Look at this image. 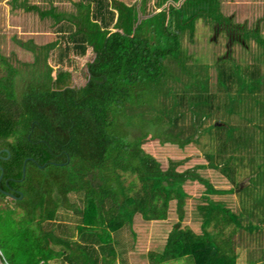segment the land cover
I'll use <instances>...</instances> for the list:
<instances>
[{
	"label": "trees",
	"instance_id": "trees-1",
	"mask_svg": "<svg viewBox=\"0 0 264 264\" xmlns=\"http://www.w3.org/2000/svg\"><path fill=\"white\" fill-rule=\"evenodd\" d=\"M10 1L24 11L37 9L25 0ZM160 1L148 11L142 0L137 8L135 2L121 0H77L74 13L66 16L52 8L38 11L57 24L56 38L39 45L12 36L18 46L34 53L31 61L22 62L23 72L0 53L7 69L0 77L2 264H122L135 239L133 215L147 221L165 219L170 200L176 221L159 251L147 252L150 264L180 259L185 264H236L235 246L243 233L264 231V220L253 225L243 211L207 196L196 207L199 231L181 226V183L196 174L174 171L172 161L161 167L141 146L156 140L182 148L202 128L210 146L203 155L232 188L238 187L234 173L259 167L250 153L259 138L252 140V134L231 125L229 117L241 114L236 102L244 90L245 99L253 97L245 111L251 102L259 106L264 64H254L244 76L246 82H241L237 67L226 62L212 74L206 70L191 76L178 54L179 32L191 30L199 12H215V1L182 0L177 7L169 2L165 10L154 11L166 0ZM171 21L178 34L169 28ZM69 54L80 61L77 68L70 66ZM51 56L55 61H48ZM15 79L21 80L19 85ZM160 81L179 93L160 95L157 90L160 98L153 103L146 89L156 90ZM209 117L214 123L202 127ZM165 120L174 129L152 133L146 127ZM260 146L264 149V142ZM260 159L264 162V154ZM202 182L208 194L224 192ZM67 213L74 216L71 226L59 219ZM123 232L129 234L128 247Z\"/></svg>",
	"mask_w": 264,
	"mask_h": 264
},
{
	"label": "rangeland",
	"instance_id": "rangeland-1",
	"mask_svg": "<svg viewBox=\"0 0 264 264\" xmlns=\"http://www.w3.org/2000/svg\"><path fill=\"white\" fill-rule=\"evenodd\" d=\"M16 1L22 2L20 0ZM75 1L77 0H25L24 3L35 5L37 9L24 11L21 6L13 7L10 0H0V53L5 54L11 64H14L18 70L23 72L26 66L22 62L31 61L34 53L18 46L12 40V36L21 40L31 38L33 44L39 45L54 40L59 33L57 24L53 23L49 15L40 17L38 11L47 10V8L51 7L54 10L53 12L56 11L61 15L63 14L62 16H66L69 13H74ZM121 1L127 4L135 2V7L137 8L136 4L139 0ZM154 1L162 2L160 0H142V5L146 3L145 6H147L146 9L148 11L152 9ZM180 2L181 0H177L173 4L176 6ZM193 5V9L199 8L198 5ZM160 6L155 8L154 11L161 9L162 7ZM215 7L221 17H228L230 24L243 26L251 31V35H249V32L248 35L244 36L242 45L230 43V45L225 46L224 43L227 37L224 33L218 32L213 38L211 37V26L214 22L210 24L203 16L195 17L191 22V30H188V28L179 32L178 40L180 43L177 48L179 49L178 54L180 55V59L190 71L191 76L197 75L200 72L204 73L206 70L212 74L214 67L226 62V64L235 65L241 82H246L247 80L244 79V76H248L247 73H251L250 71H252L253 67L257 66L254 64H264V0H216ZM63 22L65 21L60 22V24H64ZM169 28L178 34V31L173 27V21L170 22ZM53 58L54 56H51L47 60L53 62L55 61ZM69 59L70 66H74V68L79 66L80 61L72 54H69ZM6 72L7 69L0 62V77L6 74ZM23 80L25 81L24 77ZM20 81L19 79H15L14 84L19 85ZM189 85L193 84L189 83ZM247 86L244 85L246 90L248 89ZM234 87L235 84L231 83V91H234ZM153 88L148 87L146 89V93H148V97H151L153 103L159 101L157 98L160 97L155 95H162V91L166 93H179L173 85L169 86L165 84V81H160L156 90L155 87ZM157 90L159 92L156 94ZM243 95L247 96L245 90ZM245 96L236 102V106L239 105L238 109L242 111L241 114L237 116L232 114L229 120L231 125L243 127V131H247L248 136L252 134V140L259 138L257 140V149H250V153L254 157L253 159L258 161L259 167L254 172L244 169L234 173L235 184H238L237 188H232L233 183L225 175L218 169L211 168L208 165V160L203 155V152L210 150V146H208V142L206 143L207 140L203 138L204 133H202V128L194 134L195 140L189 141L182 148L174 143H159L156 140L146 141L141 145L145 151L159 161L161 167L165 168L167 166L166 162L172 161L175 163L173 167L174 171L196 174L194 178H185L181 183V187L185 193L182 208L183 216L180 220L181 226H188L195 232L199 231L200 215L196 207L205 201L204 196L220 201L230 210L243 211L241 214L247 217L253 225L259 222L257 219L260 221L264 220V162L260 159V156L264 154V149L260 146L264 142V133L260 131L261 127L264 126V96H259L262 102L259 101L258 107L254 106L253 102L247 105L249 106L247 108L248 111H245L244 108L246 104L253 100V97L245 99ZM147 110L149 111L150 109ZM243 112H246L247 115ZM135 117L138 118V114H135ZM208 123H214V118L209 117L204 119L202 127ZM170 126L167 120H165L160 125L157 124L153 127L150 124V126L147 125L146 127L154 133L160 129L164 131L174 129ZM254 163L253 166L256 168V164ZM246 176L251 177L247 180ZM204 180L212 188L224 190V192L206 193V186L202 182ZM244 183H246L245 186H243ZM3 203H5L4 199L0 198V204ZM73 218L72 214L67 213L66 217L62 216L59 219L71 226L74 221ZM175 221L174 200L168 201L165 219L147 221L142 220L138 214H134L131 227L134 231L135 239L131 248L129 247L125 250L124 263L122 264H150L146 257L147 252L150 250L159 251L170 225ZM261 222V224L264 223V221ZM262 231L255 232L252 230L250 233H243L242 240L237 242L235 246L236 264H264V231ZM128 235L123 232V242L127 247L129 246L126 240L129 237ZM169 264L185 263L180 259L177 262L171 263L170 261Z\"/></svg>",
	"mask_w": 264,
	"mask_h": 264
},
{
	"label": "flooded vegetation",
	"instance_id": "flooded-vegetation-1",
	"mask_svg": "<svg viewBox=\"0 0 264 264\" xmlns=\"http://www.w3.org/2000/svg\"><path fill=\"white\" fill-rule=\"evenodd\" d=\"M177 1V0H175ZM175 1H171V0H166L164 2V4L162 3L160 7H162L161 9H166V4L167 3H172ZM182 1V0H181ZM215 1V5H216V0ZM174 5V4H173ZM178 6V5H176ZM174 6V7H176ZM160 10V9H159ZM215 12L209 14L208 16L205 15L206 13L202 11V13L199 12V16H203V18H205V20H207V22H210V24H212L211 22H214L211 26V31H212V38L215 36L216 33L220 32V33H224L225 36L227 37L226 41H225V46L230 45V43H239V44H243L244 42V36L248 35V33L250 32L249 35H251V31H249L248 29L244 28L241 25H233L230 24V22H228V17H221L218 12L216 10H214Z\"/></svg>",
	"mask_w": 264,
	"mask_h": 264
},
{
	"label": "water",
	"instance_id": "water-1",
	"mask_svg": "<svg viewBox=\"0 0 264 264\" xmlns=\"http://www.w3.org/2000/svg\"><path fill=\"white\" fill-rule=\"evenodd\" d=\"M23 171H24V168H23V164H22V167H21V177L23 176ZM0 177H1V173H0ZM5 195H8L7 192H4L2 191ZM0 264H2V262L0 261Z\"/></svg>",
	"mask_w": 264,
	"mask_h": 264
},
{
	"label": "crops",
	"instance_id": "crops-1",
	"mask_svg": "<svg viewBox=\"0 0 264 264\" xmlns=\"http://www.w3.org/2000/svg\"><path fill=\"white\" fill-rule=\"evenodd\" d=\"M49 8H51V7H49ZM49 8H47V9H49ZM52 11H54L53 8H52Z\"/></svg>",
	"mask_w": 264,
	"mask_h": 264
}]
</instances>
